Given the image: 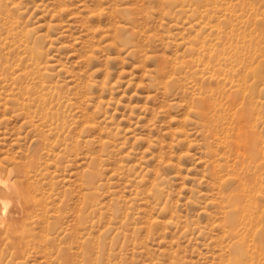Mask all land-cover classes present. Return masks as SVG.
I'll return each instance as SVG.
<instances>
[{
    "label": "rangeland",
    "instance_id": "1",
    "mask_svg": "<svg viewBox=\"0 0 264 264\" xmlns=\"http://www.w3.org/2000/svg\"><path fill=\"white\" fill-rule=\"evenodd\" d=\"M0 179V264H264V0H0Z\"/></svg>",
    "mask_w": 264,
    "mask_h": 264
},
{
    "label": "bare ground",
    "instance_id": "2",
    "mask_svg": "<svg viewBox=\"0 0 264 264\" xmlns=\"http://www.w3.org/2000/svg\"><path fill=\"white\" fill-rule=\"evenodd\" d=\"M0 193H6L5 197L0 196V231L17 238V227L20 221L18 215L29 216L37 200L22 185L18 186L1 179ZM10 206L14 207L13 211H9Z\"/></svg>",
    "mask_w": 264,
    "mask_h": 264
}]
</instances>
